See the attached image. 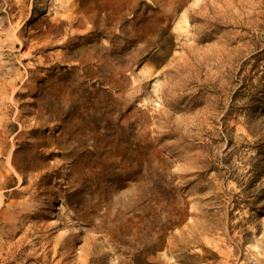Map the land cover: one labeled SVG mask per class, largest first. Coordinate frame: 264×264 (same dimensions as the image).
<instances>
[{"label": "rangeland", "instance_id": "1", "mask_svg": "<svg viewBox=\"0 0 264 264\" xmlns=\"http://www.w3.org/2000/svg\"><path fill=\"white\" fill-rule=\"evenodd\" d=\"M0 264H264V0H0Z\"/></svg>", "mask_w": 264, "mask_h": 264}]
</instances>
